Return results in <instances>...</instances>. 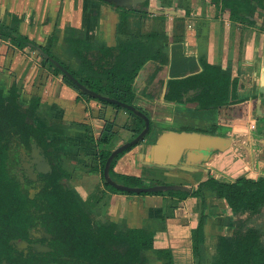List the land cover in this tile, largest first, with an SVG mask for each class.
I'll list each match as a JSON object with an SVG mask.
<instances>
[{
	"label": "crops",
	"instance_id": "1",
	"mask_svg": "<svg viewBox=\"0 0 264 264\" xmlns=\"http://www.w3.org/2000/svg\"><path fill=\"white\" fill-rule=\"evenodd\" d=\"M179 2L181 5L177 6ZM179 2L173 0V7L167 8L164 25L155 18L160 8L158 0L149 3L154 16L141 20L142 32L154 26L165 31L169 60L159 68L158 62L148 60L135 77L133 102L148 116L149 129L141 142L116 160L113 169L181 184L186 189L178 190L189 192L208 176L222 181L234 180L242 174L264 176V28L258 21L249 24L233 16L225 0L222 6L211 0ZM12 15L18 18L20 33L37 45L50 47L55 56L73 69L79 64L69 51L65 39L68 33L79 32L95 44L116 43L118 13L101 0H0V23L9 24ZM38 48L20 49L0 36V88L6 95L14 83L25 104L31 97L39 98L33 117L35 124L61 130L49 132L51 139H61L52 148L57 164L71 173L77 167H84V173H95L98 170L86 169L88 158L90 163L100 150L114 149L122 139L125 142L131 137V130L124 127L129 112L95 99L77 98V90L64 82L60 74L41 65L42 50ZM205 65H211L212 70L210 95L186 101L187 95L198 93V87H191L181 101L164 98L168 79L199 73ZM219 67L226 71L221 92L228 103L214 105ZM199 101L206 104L200 106ZM208 101L210 104L206 106ZM111 120L117 131L114 141L98 145L97 138L105 122ZM166 132L216 137L220 146L208 147L203 155L185 158L170 156L165 149L158 160L147 149L157 136ZM195 149L200 148L192 150ZM100 190L102 194L94 205L98 210L93 211L127 227L153 230L151 251L169 248L174 264H196L191 230L201 216L207 253L213 251L207 249V242L214 241L216 235L238 234L241 229L239 222L230 221L225 201L207 188L202 196L187 194L177 200L165 193L117 192L102 184ZM86 192L84 197L91 191ZM149 264L160 261L153 256Z\"/></svg>",
	"mask_w": 264,
	"mask_h": 264
},
{
	"label": "trees",
	"instance_id": "2",
	"mask_svg": "<svg viewBox=\"0 0 264 264\" xmlns=\"http://www.w3.org/2000/svg\"><path fill=\"white\" fill-rule=\"evenodd\" d=\"M118 13L116 24V43L95 44L79 32L72 31L65 37L71 54L78 59V68L73 69L55 56L50 47L37 45L17 28L18 18L12 15L9 24L0 23V36L17 48L32 49L38 46L41 51V65L60 74L64 82L75 88L77 98H90L104 104L121 108L118 103L92 95L80 89L51 58L69 71L82 85L96 94L131 104L135 109L145 112L134 104L133 82L141 67L148 61L158 62V67L167 64L169 57L165 31L157 26L142 32L141 20L150 16V0H139L135 5H114ZM160 8L155 18L165 23L164 7H173V0H158ZM223 0H211L216 6L223 5ZM229 3L233 16L249 24L259 22L264 28V0H225ZM221 3V4H220ZM179 2L177 6H180ZM154 18V17H153ZM172 70L173 65L170 63ZM211 65H205L199 73L184 77H172L167 80L164 98L170 101H181L191 87H198V93L187 95L186 101L202 95H210ZM217 93L214 105L228 103L222 96L226 82V71L218 68ZM227 79V78H226ZM210 89V90H209ZM20 89L13 83L8 94L4 95L0 88V248L9 251L12 239L23 234L38 221L52 233V246L56 258L62 263L83 264H149L151 257L147 250L153 248L154 231L145 227H127L108 220L97 222L91 214L89 203L65 182L71 172L62 168L52 155L53 146L61 139H51L49 132H61L52 125H36L33 117L39 104V98L31 97L27 104L20 98ZM210 101V100H209ZM207 102L208 106L210 102ZM200 106L206 103L198 102ZM129 121L124 127L131 130L135 137L144 128V119L132 109ZM148 117V116H147ZM150 124V123H149ZM117 131L113 121H106L98 138V145L111 142ZM92 139L91 136H89ZM35 142L51 164V171L39 174L40 188L30 198L25 185L20 182L14 171L19 148L29 149ZM124 143V142H123ZM133 145L117 153L109 163L108 177L123 185L148 186L167 183L161 180L146 179L132 174L115 172L116 160ZM110 149H102L93 155L88 170H99L103 186L112 187L103 175V167ZM123 152V153H122ZM146 184H142V182ZM117 192L129 191L112 187ZM209 189L213 195L223 199L229 211L230 221L241 225L238 234H218L213 242V251L207 253L204 245V217L191 230V247L196 264H264V176L240 175L231 181H222L214 177H206L199 181L192 190L167 189L139 192L140 194H168L179 199L187 194L201 195L203 189ZM102 190H98L95 201H98ZM94 201L92 202L93 206ZM170 203L167 207L170 208ZM93 210V209H92ZM154 256L160 264H174L169 248L154 249Z\"/></svg>",
	"mask_w": 264,
	"mask_h": 264
},
{
	"label": "water",
	"instance_id": "3",
	"mask_svg": "<svg viewBox=\"0 0 264 264\" xmlns=\"http://www.w3.org/2000/svg\"><path fill=\"white\" fill-rule=\"evenodd\" d=\"M107 2H112L114 5H123V6H132L135 5L137 1L139 0H104ZM40 49V48H38ZM41 51V49H40ZM52 61L54 62L55 65H57L69 78L72 79L74 83L78 85L80 89H84L88 92H90L92 95L99 96L101 98L108 99L112 102L118 103L123 107H126L128 109L134 110L136 113L142 116L144 119V128L133 138L130 140L125 141L124 143H121L117 147L111 150L109 155L107 156L104 167H103V175L105 179L108 181V183L112 187H116L121 190L129 191V192H134V193H139V192H146V191H157V190H167V189H186L185 186L181 184H176V183H162V184H153V185H148V186H129V185H123L119 184L113 180H111L108 175V168H109V163L110 160L117 154V152H120L127 147L131 145H135L138 143L141 139H143L144 134L148 131L149 129V118L147 117L146 114H144L142 111L135 109V107L131 104H127L121 101H117L111 98H107L105 96H101L99 94L94 93L93 91L89 90L86 88L84 85H82L75 77L72 76V74L67 71L65 68H63L58 61L55 59L51 58ZM219 138L216 137H209L206 135H201L198 133L194 132H166V133H161L157 138L155 139V142L150 144L148 149L149 154L152 157H155L156 159H161L163 157V153H165V149L169 152L170 156L175 155L177 156H183L184 158L188 156L187 152H191L193 148H205L208 147H217L220 146V143L218 141ZM42 152L40 151V148L37 146L35 142L31 143V154L35 157L34 162H36V169L37 171H46L49 170L51 171V165L48 163ZM171 160V159H170ZM172 161V160H171ZM43 166V167H42ZM32 172V167H29L27 169V173L29 174V177L35 178ZM188 190V189H187ZM32 192V191H31ZM32 195L30 194V197Z\"/></svg>",
	"mask_w": 264,
	"mask_h": 264
},
{
	"label": "flooded vegetation",
	"instance_id": "4",
	"mask_svg": "<svg viewBox=\"0 0 264 264\" xmlns=\"http://www.w3.org/2000/svg\"><path fill=\"white\" fill-rule=\"evenodd\" d=\"M41 154H43L45 160L50 163L49 160L46 159L44 153L42 152ZM34 158L35 157L31 154V146L29 149L20 147L13 166L20 182L25 185L28 196L30 197V194L32 195L30 198H33L39 191V174L49 172L47 169L44 172L37 171ZM29 167H32L31 174H33L35 178L29 177L27 173ZM11 242L12 246L9 247V251L3 252L0 248V264H83L80 262L62 263L54 254H51V252L54 251V247L51 245L52 233L39 221L29 227L23 236L12 239Z\"/></svg>",
	"mask_w": 264,
	"mask_h": 264
},
{
	"label": "rangeland",
	"instance_id": "5",
	"mask_svg": "<svg viewBox=\"0 0 264 264\" xmlns=\"http://www.w3.org/2000/svg\"><path fill=\"white\" fill-rule=\"evenodd\" d=\"M179 2V0H178ZM164 13H166L167 11V7H164ZM157 22V21H156ZM30 50V49H29ZM132 136V134H131ZM131 139V137L129 138V140ZM125 139H122V143L124 142ZM111 141H114V139L112 138ZM127 141V139H126ZM141 142V140L139 141ZM109 144V143H108ZM111 144V142H110ZM118 146V145H117ZM116 146V147H117ZM133 147V146H132ZM206 147L205 148H200V149H195V150H192L191 152H187L188 153V156L191 157L193 155H196L197 153H207L206 152ZM124 151V150H122ZM127 151V150H126ZM125 151V152H126ZM121 152V151H120ZM120 152H117V153H120ZM124 152V153H125ZM123 153V152H122ZM90 158H88L87 160V163L89 162ZM56 161V160H55ZM80 161V160H79ZM88 166V165H87ZM86 166V169H88V167ZM83 169H85L84 167H77L76 170L73 171V173L71 174L70 178L67 179L65 182L67 183V185L71 188H73L75 191H77V193L84 199L87 201V203L90 204V206L92 208H90L91 210V214L96 218L95 220H97V222H100V221H105L107 218L106 217H101L100 215H97L95 213L96 210H98L97 207H94V205L96 204L97 201H95V197H96V194L98 193V190L100 189V185L102 184V181H101V177H100V172L99 170L95 173H84L83 172ZM146 184V182H142V184ZM103 185V184H102ZM86 191H91L89 195H87V197H84L86 196ZM84 195V196H83ZM94 201L93 203V206L91 205L92 202ZM95 211H93V210ZM97 212V211H96ZM213 239H211V242L208 241L207 242V249L210 251L213 250ZM147 254L149 257L153 258L154 256V252L153 250H147Z\"/></svg>",
	"mask_w": 264,
	"mask_h": 264
},
{
	"label": "built area",
	"instance_id": "6",
	"mask_svg": "<svg viewBox=\"0 0 264 264\" xmlns=\"http://www.w3.org/2000/svg\"><path fill=\"white\" fill-rule=\"evenodd\" d=\"M251 126H253V125H251Z\"/></svg>",
	"mask_w": 264,
	"mask_h": 264
}]
</instances>
